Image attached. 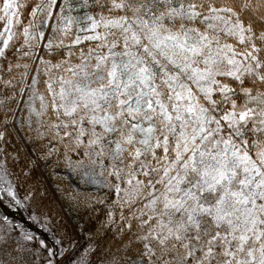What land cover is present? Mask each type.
<instances>
[{"label":"snow or ice","instance_id":"1","mask_svg":"<svg viewBox=\"0 0 264 264\" xmlns=\"http://www.w3.org/2000/svg\"><path fill=\"white\" fill-rule=\"evenodd\" d=\"M0 264H264V0H0Z\"/></svg>","mask_w":264,"mask_h":264}]
</instances>
